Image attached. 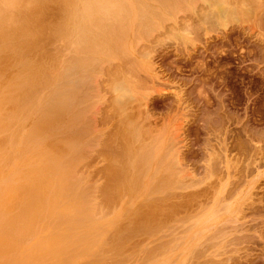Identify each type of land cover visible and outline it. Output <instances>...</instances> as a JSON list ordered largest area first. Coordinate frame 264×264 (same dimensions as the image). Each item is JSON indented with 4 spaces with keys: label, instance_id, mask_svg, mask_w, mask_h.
<instances>
[{
    "label": "rangeland",
    "instance_id": "374dc122",
    "mask_svg": "<svg viewBox=\"0 0 264 264\" xmlns=\"http://www.w3.org/2000/svg\"><path fill=\"white\" fill-rule=\"evenodd\" d=\"M10 1L14 0H0V18H3L2 21L4 22L3 25H0L2 27H0L1 30L4 28V31L0 30V50L4 49L3 51H0V64L4 65L5 62L8 64L7 65L5 63V67L0 65V105L2 104V106L0 107H3L0 108L3 111V113H0V128L2 129H0V132L2 131L0 133V146H4V149H6L5 151H7L4 152V150H2L0 147V155L2 154L0 156V163H2L1 165H3V167L0 168V264H4L2 263V261H4L5 264H8L9 262V264H95V262L96 264L98 262V264H157L156 262H158V264H163V262L164 264H169L171 263V261H174L172 262V264H264V0H227L228 2L225 0L226 3L232 2V4L236 2H239L236 4H240L241 2L246 1L248 2L247 4H249V11L251 10V12L247 13L249 15L242 16L240 18L241 20H227L225 21V24H221L213 20L214 16L213 14H211L213 8L211 11L210 9H208L211 8V3H209V5L208 0L206 1L207 3H205V0H202L203 2L201 0H166L168 2H165L164 0H151L150 2L149 0H143L147 4L146 5L144 3L146 5V8L147 6H151L150 9H148L149 12L145 7L142 6L143 4L141 3L140 9L142 11L140 9L139 10L141 12L137 10V7L139 6L137 5V3L139 4V0H121L122 4H124V1L126 3L123 6L120 0H117L118 2H120V4L116 0L115 1L117 3H113L112 0H109L113 3H111L112 7L109 6L111 12L110 9L104 8L105 5L103 7L102 4L99 5L102 6L103 9L106 10V12L105 10L99 11V9H97L98 3H96V0H93L95 2H93L92 0H71L72 2L70 0H65L68 5L63 4V6L62 3L64 2V0H57V2L56 0H30L31 3L34 2V4L31 5L29 4L30 2L27 3L29 5V7L27 8H17L15 6L16 4H9ZM23 1L25 5L27 1L21 0L22 4ZM45 1L47 4L45 3ZM102 1L99 0V2ZM104 1L105 2L103 3L105 4L107 0ZM109 1H107L108 3L106 4V7L108 4L110 5ZM155 1H157L159 4L157 5V2ZM172 1L174 3H172ZM218 1L224 2V0ZM15 2L17 3L18 7L19 5L24 7V5L20 4L21 2L19 3V0L18 2L14 1L12 3ZM86 2L88 5L86 4ZM140 2H142V0H140ZM225 2L224 4H226ZM164 3H167L169 5H164ZM2 4L4 6H2ZM170 4L172 5L171 9L168 8V6L170 7ZM9 5H11L12 9H10ZM250 5H252L253 8ZM12 6H15V8H13ZM30 6H34V11L33 8H30ZM73 6L75 7V9ZM120 6L123 7V9L122 7L120 8L121 10H123V12H125L127 9L128 13H125H127L129 16L125 13L122 14L123 16H128L127 19L124 18L123 20L121 18L122 11H119ZM163 6L167 8H164ZM231 6L232 5H230L229 7ZM42 7L46 8L43 9ZM90 7L94 8V11L96 13ZM157 8L158 10H156ZM143 9L145 10V14ZM151 9H153L152 11L154 13L151 11ZM159 10L161 11V13ZM87 11H89V14ZM103 11L106 13V16L108 11L109 15L113 14V17H115H112L111 19V17L108 16L110 17L108 19L107 17L101 15V12ZM138 11L140 12V20L142 22H140V20H138L139 18H137L138 15L136 14L138 13ZM206 11H210V14ZM73 12L75 13V15H77L78 18L75 17ZM104 12L103 14H105ZM31 13H34V15L32 16ZM71 13L73 14L72 17ZM90 13H92L93 15ZM117 13L120 14V16ZM146 13H150L148 14L149 16L146 15ZM204 13H206L207 15H205ZM94 14H98L95 16L98 18V20L99 16L100 19H102V21L99 20L100 22H96L99 25H96L97 28L91 26L92 23L90 20L92 17H94ZM21 15H23V18ZM151 15L152 17H150ZM1 16H8V18L6 17L4 19V17ZM142 16L147 19L145 20ZM11 17L13 19L15 18L16 20H11ZM66 17L68 19L70 18V21H68ZM74 17L75 19L77 18V21L74 19ZM87 17L89 20L86 21L88 22L85 21ZM107 19L109 22L113 19L114 20L111 22L112 24L108 22V25L106 24ZM131 19L132 23H130ZM64 20H67L68 23L66 24ZM144 20L149 22H147L148 25L146 22L144 24ZM2 21L0 20V24L3 23ZM5 21H9L11 24H13L15 21L18 22L17 24L14 23L13 25H10V23L6 24L7 22ZM84 21L86 23H84ZM124 21H126V24L124 23ZM134 21L135 23H133ZM55 23H57V26L59 25V28ZM96 23H94V25ZM100 23H102L103 25L102 28L107 25L105 27V30L108 33H105L106 31L104 32V29H102L103 31L101 30L105 34V37L104 34L99 31L101 29ZM5 24L9 26H5ZM64 24L65 26L67 25L66 28L64 27ZM68 24L72 26V28ZM122 24H124L125 26ZM134 24L137 25L134 26ZM4 26L7 29L9 27V30H6ZM50 26L52 28H50ZM84 26H86V29H83ZM133 27L136 28L133 29ZM68 28L72 30H67ZM76 28L77 32L74 33V31H76ZM92 28L95 29V33L91 31L93 30ZM117 29H119V31ZM49 30L51 33L49 32ZM62 30L65 34H67L69 31V36L67 35L68 37H70L73 32V35H71L73 36V41H71V37L70 40H67L65 34L62 33ZM89 30L94 33V35L90 36L91 38L92 36H94L92 39H94L93 41L96 42V46L99 47V49L94 48V46L92 48V43L94 42H91V47H87L89 46V42H87V34H92ZM10 31L12 32L10 33ZM13 31L15 32V35ZM97 31L100 35L102 34L107 43L110 40V43H108V45L107 43L105 45V41L103 39L100 40V37H98L99 40H96L97 37H95V35L98 36ZM27 32L28 34L26 35L25 33ZM110 32L112 34H110ZM116 32L118 35L114 34ZM19 33L21 34L19 35ZM78 33L80 34L78 35ZM123 33L126 34L124 35ZM63 34L65 38L63 37ZM84 34L86 35L84 36ZM106 34H109V40ZM123 35L124 38L122 37ZM110 36L112 37L113 42L111 41ZM58 37L59 39L57 40ZM79 38L83 41L82 43H84L85 46L79 45L82 44L81 42H78ZM113 38H116V43ZM63 39L70 42V47L65 43ZM8 40L10 42H8ZM100 46H102V49L100 48ZM108 46L111 47V49ZM112 46L114 49L112 48ZM81 47H85L86 49H83ZM107 47L108 49H106ZM115 47H118L119 49H116ZM104 48L105 50L103 51ZM40 49H42V51H40ZM78 49L81 51V54L79 55L78 53L80 52ZM94 49L101 50L102 52H99H101L102 54L100 53L99 55V52L96 53ZM89 50H91L92 52H89ZM94 51L95 56L92 54ZM7 52L9 53V55ZM53 54L56 55V60L55 55ZM50 55L51 57H53L50 58ZM130 56L133 57L129 58ZM81 57L82 59H80ZM49 59L51 64L50 62H48ZM57 59H59L60 62L59 60L57 61ZM84 59L85 61H83ZM62 60H64V62L66 63H63ZM82 61L84 63H82ZM53 62L55 64L58 63V67H56ZM60 63L64 65L62 66ZM40 65L42 67V71H39L41 70ZM49 65L50 67L52 66L51 68H53V66H55L54 68H57V71L54 70L55 74L52 73L53 70H50ZM30 66L37 69L39 67L40 68L39 70H36L33 68L31 69ZM60 66L65 69L61 68ZM27 70L31 75L27 80L30 81L28 85L30 86L32 85V83H34V86H31L33 88L30 87L31 89L28 88V85H25L27 84V81L21 82L17 80V76H20ZM47 70H50L52 72H48ZM60 71L61 74L59 73ZM11 72L13 75L11 74ZM40 72L43 73L41 74ZM43 74L45 76H43ZM10 75L13 76L14 80L11 79L12 76ZM14 75L16 76V79L14 78ZM34 75L38 77V80L36 79V76L34 77ZM49 75H51L52 79L48 77ZM55 75L56 77H54ZM7 77L10 79H8ZM44 77L47 78L45 79ZM42 78L44 79L43 82ZM53 79H55V81ZM33 80L36 81L34 82ZM45 80L48 81L47 84L45 83ZM52 80L54 83L52 82ZM4 82L5 84L3 85ZM18 82L24 83L25 86L23 84H19ZM9 83H11V85H9ZM42 83H44L45 86ZM117 83H119V85H117ZM122 84H126L124 87L127 91L129 90L130 92L134 93H131L130 98L127 94L124 102L120 106L119 104H116L117 101L116 103L113 102V95L117 93L114 86H123ZM5 85L7 86L5 87ZM15 86H18V89ZM22 86L23 88L21 92L18 93V90L21 89ZM12 87L14 88V90L12 89ZM129 87L131 88V90ZM13 91L16 94H14ZM23 91L26 93H24ZM2 92L4 93L2 94ZM33 92L35 94L38 93L36 99H34V102L31 101L35 97L32 96L35 95L33 94ZM47 92L49 95L47 94ZM113 92L115 93L113 94ZM28 93H30V95H28ZM44 95H48L45 96V98L47 99L43 97ZM73 96L74 98H72ZM11 97L15 101H13ZM116 99L117 98L115 97V100ZM19 100L21 101V103ZM28 100L30 105L32 106H29ZM11 102L13 103V105ZM39 102L41 103L39 104ZM130 103L132 104L130 105ZM19 104L21 106H19ZM46 104H48V106ZM51 104H53L54 107H52ZM24 105L25 108L27 106L26 109L30 107V110H25L23 108ZM18 106L20 107L21 112ZM14 107L17 111L13 109ZM22 108L24 109V111ZM64 108L65 110H63ZM31 109H33V111H31ZM117 112L119 113V116ZM11 113L12 115H10ZM42 113H44V115ZM128 113L132 117H130ZM15 114L16 117L17 114L21 115L20 119L19 117H17V121L15 120ZM45 114H47L48 118H52L46 119ZM11 116L13 119L11 118ZM122 117L124 120L122 119ZM44 119L47 120L46 123V120ZM12 120H15L17 125ZM19 120L20 122L22 120V124L19 122ZM33 121L35 122L33 123ZM67 121H69V123ZM41 122H44L43 126ZM73 122L75 124H73ZM36 124L38 127H40L41 124L40 130L36 126ZM1 125H3V127ZM46 125L48 126V128H46ZM31 127L36 128L37 131H32L31 129H35ZM128 127L129 132L126 131V129L128 130ZM7 128H17L13 130H17L18 132L16 131V133L15 131L10 129H8V131ZM133 128L135 131H138V134H134L133 130L132 133L130 132ZM42 129L44 130V132L41 131ZM122 129H124L125 131ZM80 131L83 134H81ZM41 132L43 133L41 134ZM125 132H128L129 135L132 134V137ZM13 133H15L14 136ZM29 133L32 134L30 135ZM37 133H40L41 135ZM26 135L28 136V138L26 137ZM32 135H34L35 137L36 135H38V137L33 140L34 136ZM75 135H77V137ZM126 136H129L130 138L127 140ZM74 137H76V140H74ZM124 139H126L127 141ZM72 140L74 142L76 141L77 143L75 142L74 144ZM5 142H9L10 144H5ZM28 142L30 144L32 142L33 143L32 145H29ZM69 142L70 144L72 142V146H70ZM127 143L128 147L130 148H125L127 146ZM21 149L23 150L21 151ZM127 149H132L130 151L131 154L129 153L131 157H133L132 155L134 154V152H139L140 154V151H151H148L149 154L152 153V155L150 154L151 160H149L151 161L149 169V179L147 174L146 176L144 175V178L142 177V179L140 180V173H143V171H141V165L138 166L137 164L136 166L126 167L129 164L131 165V163L129 162L132 160L131 157L128 158V156L130 155L128 154ZM126 151L127 154H125ZM132 151H134L133 154ZM38 154H40V157H38ZM8 155H10L11 157H9ZM45 157L47 158L45 159ZM138 157H133V160H140V158L138 159ZM28 159H33V161H26ZM43 159L45 162L43 161ZM125 159H127V161ZM34 160L39 162H35ZM46 160L48 161L46 162ZM133 160L131 162H134ZM5 161H9L7 162L8 165L5 163ZM24 161L27 162V165ZM137 161L136 163H138ZM149 161H147L148 164ZM51 162L54 164H52ZM31 163L34 164L32 165V167L34 166L33 169L30 168ZM36 163L38 164V166H36ZM123 163H125V166ZM140 163L141 162H139V164ZM155 163H158L156 164L157 167H155ZM56 164L58 165L57 169ZM39 165H42L43 168ZM118 165H120V168L118 167ZM26 166H28L29 168H26ZM47 166L50 167L48 168ZM137 166L141 169L137 168ZM21 167H24L23 170ZM154 167L156 171L158 167L160 168H158L157 171L158 175H154L156 173ZM46 168H48V171L46 170ZM34 169L38 172H36ZM38 169H40V171ZM26 170L28 171L26 172ZM159 170L162 172H160ZM21 172H23V174ZM54 172H56V174ZM19 173L22 174V177L24 175L26 179L29 178V183L31 182L30 185H28V180H25V177H23L25 182L22 180V177L21 175H19ZM69 173L70 175H68ZM164 173L166 176L164 175ZM6 174L7 178L4 177L6 176ZM29 174H32V176ZM33 174H35V176H33ZM159 174L162 176H160ZM52 176L54 177V179ZM114 176L116 178L118 177V179L114 178ZM14 177L16 180L13 179ZM57 177L58 181L56 179ZM158 177H160L159 179L161 180H159ZM9 178H11L12 180ZM35 178H38L39 180H35ZM45 178H51L53 180H46ZM74 178L77 180H74ZM119 178L121 179V181ZM17 179L20 180V183L19 180L17 181ZM63 179L64 181H62ZM155 180L157 181V184L155 183L157 186L152 185L151 183L156 182ZM109 182L111 185L109 184ZM48 183H51V187ZM118 183H120L119 185L122 184L121 187L123 189L119 188V185H115ZM136 184H141V186L137 185L138 190L137 187L136 189L134 188ZM8 185L9 187L10 185L12 186L10 188L16 187L15 190L13 189L14 191H12V189L11 191H9L10 194H8ZM36 185H39V187L36 190H33L37 187ZM31 186L33 187V189L30 190ZM56 186L58 187V189H56ZM151 186L154 190H151ZM46 187H50V192H48L49 188ZM124 187L127 188L125 189ZM154 187H157V189ZM43 190L44 193H42ZM56 190L59 191L57 192L58 194H61H56ZM73 190L74 192H76L74 193ZM127 190L130 196L123 194H128ZM30 191L31 193H29ZM117 191L119 193L122 192L121 195ZM11 193L14 195L12 196ZM63 193L65 194L63 195ZM30 194L34 195L30 196ZM41 194L43 196H41ZM15 196L18 199H16ZM52 196L55 201H51ZM5 197L6 199H3ZM10 197L14 200H12ZM49 197L51 199H49ZM43 198H45L44 206ZM55 198H58V200H56ZM81 199L82 201H80ZM1 200L3 202H1ZM12 201H14V203ZM74 201L75 203H73ZM83 202L85 203L84 205ZM48 203L51 204V206ZM91 203H93V206L95 208H90V206L92 205ZM64 204L67 206H65L66 208L64 207ZM17 205L18 207H15ZM24 206L27 209L25 211L23 208ZM53 206L54 208H51ZM61 206L63 208L62 210H60V212H62L63 209H66V211H63L65 212L64 214H60V212H58V209H61L59 208ZM128 208L132 209H130L131 212ZM9 209H11V213L13 211H16L18 213L19 211L20 214L18 213L19 215H17L16 212L11 214ZM49 209L50 211H53L49 212ZM79 209L80 211H78ZM90 209H92L93 212L92 210L90 211ZM139 209L140 211H138ZM32 211L35 212V214L33 213L34 216L37 214L35 217L30 215ZM76 211H78V213ZM82 211H84L83 214L79 213ZM87 211L91 212L90 215L92 214V217H89L90 215ZM23 213H25L24 215L28 214V216L25 217ZM73 214H80L81 216L76 215V217L73 218ZM87 214L89 215L88 217ZM54 215H56V217ZM23 216L26 219L23 218ZM40 216L42 217L40 218ZM83 216H85L86 218ZM17 217L18 221H14V219H17ZM67 217L68 219L66 220ZM69 217L70 219H73L70 220ZM146 217H150L149 220ZM19 218L21 219V221H19ZM61 218L62 221L64 219L63 223L59 222ZM79 218H81V220ZM74 219L76 221H74ZM85 219L88 220L86 221L87 223L85 222ZM22 220L31 221H24L27 223L26 224ZM44 220L46 221V225ZM65 220L68 222H65ZM82 220L84 222H82ZM6 222L8 223V225ZM159 222L161 226L158 225ZM15 223L19 225V228L17 227V225L14 226ZM21 223L23 225H26L23 226ZM75 224L76 227H74ZM20 225L22 226L21 228ZM100 225L101 227L99 228ZM41 226L44 228H42ZM156 226L158 227V229L156 228ZM8 227H11V229H8ZM13 228L16 229V232ZM156 229L157 232H155ZM87 230L89 231V234L86 232ZM90 230L92 231L91 233ZM7 231L10 234L7 233ZM53 234L56 237L57 234H59L58 236L60 237H53L50 239V236L52 237ZM90 234L91 236L93 234V236L91 237L92 239L89 237ZM6 235H8L9 237ZM98 235H100L99 238ZM6 237H8V239ZM15 237L17 241L15 240ZM63 237L69 238L61 241ZM9 238L11 240H9ZM82 239H84V241ZM51 240H53V243L48 242ZM79 242L80 244L81 242L82 244L83 242L86 243L83 244L84 248H82V246L78 244ZM91 242L94 243L92 244ZM60 243L62 245H60ZM75 243H77L76 245H78L75 247L78 248L79 246H81V249H76L73 246ZM90 243L92 245H90ZM110 243L112 244L109 246ZM50 244L52 245L50 246ZM158 244L160 247L158 246ZM53 247L55 249V253L53 252ZM49 248L51 249V251ZM56 249H58L57 252ZM48 250L49 254H47ZM76 250L77 253H75ZM100 250L103 251L99 253ZM72 251H74L75 254H71ZM113 251L115 253H113ZM52 252L53 254H51ZM145 253H148V255L146 256ZM42 255L45 256L42 257ZM74 255H76V257ZM110 256L112 259L110 258ZM95 257L97 258V260ZM143 258L144 261H142Z\"/></svg>",
    "mask_w": 264,
    "mask_h": 264
},
{
    "label": "bare ground",
    "instance_id": "6f19581e",
    "mask_svg": "<svg viewBox=\"0 0 264 264\" xmlns=\"http://www.w3.org/2000/svg\"><path fill=\"white\" fill-rule=\"evenodd\" d=\"M7 1H8V0H7ZM14 1H17V2H18V0H14ZM14 1H10V3H9V2H7V3H9V4H13V5L16 4L15 6H16L17 8H21V7H22V8H27V7H29V5L27 4V3H29V2H30L29 4H31V5L34 4V2L31 3L30 0H29V1H28V0H25V1H27V2H26V4L24 5V1H23V4H22L21 0H19V3L21 2L20 4L24 5V7H23V6H20V5H19V7H18V5H17L16 2H15V3H12V2H14ZM33 1H34V0H33ZM42 1H43V0H42ZM49 1H50V0H49ZM61 1H63V0H61ZM61 1H60V3H61ZM70 1H71V0H70ZM73 1H74V0H73ZM80 1H81V0H80ZM88 1H89V0H88ZM92 1H93V0H92ZM101 1H102V0H101ZM107 1H109V0H107ZM107 1H106V3L104 4V3H103V2H105L104 0H103L102 2H99V0H98V1L96 0V3H98V6L96 5V6H97V9H99V11H100V10H105V9H103L104 5H105L104 8H108V9H110L109 6L112 7V5H111L112 2H113V3H117V2H118L117 0H116L117 2H116L115 0H112V2H110V1H111V0H110V1H109V2H110V5L108 4L107 7H106V4L108 3ZM137 1H138V0H137ZM137 1H136V2H137ZM146 1H147V0H146ZM150 1H151V0H149V2H150ZM159 1H160V0H159ZM164 1H165V2H168L169 0H168V1L164 0ZM201 1H202V0H201ZM206 1H207V0H205V3H207ZM208 1H209L208 4L211 3V8H208V9H210V11H211L212 8H213V11H211V12H212L211 14H213V16H214V17H213V20H214L215 22H218V23H221V24H225V23H226L225 21H227V20H230V21H231V20H238V19H240L242 16L249 15V14H247V13L251 12V10L249 11V9H250V8H249V4H247L248 2H246V1H244L245 3H244V2H241L242 4H241V3H240V4H236V3H239V2H236V3H233V4H232V2H231V3H226L225 0H224V2H225L226 4H229V5H226V4H224L223 1H222V2H223V3H222L221 1H218V0H215V1H214V0H211V1H213V2H211L210 0H208ZM226 1H227V0H226ZM35 2H37V1H35ZM47 2H48V1H47ZM56 2H57V0H56ZM71 2H72V1H71ZM75 2H76V1H75ZM83 2H84V1H83ZM93 2H95V1H93ZM120 2H121V0H120ZM120 2H118V3L120 4ZM142 2H143V3H142ZM142 2H140V0H139V4L137 3V5H139V6H138L139 8L137 7V10L140 9V3L143 4L142 6L146 8V5H147V4H146L143 0H142ZM155 2H157V1H155ZM161 2H162V1H161ZM161 2H160V3H161ZM202 2H203V1H202ZM227 2H228V1H227ZM251 2H252V1H251ZM5 3H6V2H5ZM19 3H18V4H19ZM43 3H44V2H43ZM45 3H46V1H45ZM48 3H49V2H48ZM68 3H69V2H68ZM90 3H91V2H90ZM96 3H95V4H96ZM113 3H112V4H113ZM123 3H124V4H122V2H121L122 6L126 4L125 1H124ZM144 3H145L146 5H145ZM162 3H163V2H162ZM172 3H174V2L172 1ZM37 4H39V3H37ZM46 4H47V3H46ZM63 4L68 5V4L66 3L65 0H64V2L62 3V6H63ZM69 4H70V3H69ZM86 4H87V2H86ZM99 4H102L103 7L100 6ZM132 4H133V3H132ZM134 4H135V3H134ZM152 4H153V3H152ZM158 4H159V3L157 2V5H158ZM175 4H176V3H175ZM177 4H178V2H177ZM51 5H52V4H51ZM65 5H64V6H65ZM71 5H72V4H71ZM83 5H84V4H83ZM87 5H88V4H87ZM89 5H90V4H89ZM114 5H115V4H114ZM144 5H145V6H144ZM160 5H161V4H160ZM162 5H163V4H162ZM164 5H169V4H167V3L165 4V3H164ZM209 5H210V4H209ZM230 5H232V6H234V7H232V6L229 7ZM2 6H4V5L2 4ZM9 6H10V9H12V8H11V5H9ZM15 6H14V7L12 6V7L15 8ZM57 6H58V5H57ZM99 6H100V8H101V7H102V8L100 9ZM122 6L119 7V11L121 10L120 8H121ZM171 6H172V5L170 4V7L168 6V8L171 9ZM192 6H193V5H192ZM250 6L252 7V5H250ZM5 7H6V6H5ZM5 7H4V8H5ZM33 7H34V6H33ZM33 7L30 6L31 9H32ZM35 7H37V6H35ZM73 7H74V6H73ZM73 7H72V9H73ZM93 7H95V6H93ZM143 7H142V8H143ZM148 7H149V6H147V8H146L147 11H148V9H150L151 6H150L149 8H148ZM152 7H154V6H152ZM163 7H164V6H163ZM200 7H201V6H200ZM42 8H43V7H42ZM44 8H46V7H44ZM44 8H43V9H44ZM66 8H67V7H66ZM85 8H86V7H85ZM90 8H91V7H90ZM114 8H115V7H114ZM124 8H125V7H124ZM131 8H132V7H131ZM161 8H162V7H161ZM164 8H167V7H164ZM164 8H163V9H164ZM186 8H187V7H186ZM206 8H207V7H206ZM252 8H253V7H252ZM255 8H256V7H255ZM7 9H8V8H7ZM36 9H37V8H36ZM64 9H65V8H64ZM69 9H70V8H69ZM72 9H71V10H72ZM74 9H75V7H74ZM74 9H73V11H74ZM91 9L94 11V8H91ZM108 9H107V10H108ZM122 9H123V7H122ZM125 9H126V8H125ZM192 9H193V8H192ZM14 10H15V9H14ZM59 10H60V9H59ZM86 10H87V9H86ZM88 10H89V8H88ZM134 10H135V9H134ZM137 10H136V11H137ZM140 10H141V9H140ZM140 10H139V11H140ZM143 10H144V9H143ZM152 10H153V9H151V11H152ZM154 10H155V9H154ZM156 10H158V8H157ZM161 10H162V9H161ZM254 10H255V9H254ZM257 10H258V9H257ZM5 11H6V10H5ZM28 11H29V10H28ZM33 11H34V8H33ZM48 11H49V10H48ZM57 11H58V10H57ZM64 11H65V10H64ZM90 11H91V10H90ZM97 11H98V10H97ZM108 11H109V10H108ZM108 11H107V16H106V13H105L106 10H105V12L103 11L105 14H103V12H101V15H103L104 17H107L108 19L111 17V19H112L113 14L111 13L112 15H109V14H108V13H109ZM115 11H117V10H115ZM121 11H122V13H121V18H122L123 20H124V18L127 19V17L129 16V15L127 14V13H128L127 9H126V11H125V12H127V13L123 12V10H121ZM121 11H120V12H121ZM139 11H138V13L136 14V15H138V17H137V18H139L138 20L141 19L139 13H140L142 10H141L140 12H139ZM159 11H160V10H159ZM203 11H205V10H203ZM210 11H208V12L206 11V12L210 14ZM252 11H253V9H252ZM16 12H17V11H16ZM46 12H47V10H46ZM55 12H56V11H55ZM81 12H82V11H81ZM87 12H88V14H89V11H87ZM94 12H95V11H94ZM94 12H93V13H94ZM110 12H111V9H110ZM120 12H119V13H120ZM129 12H130V11H129ZM148 12H149V11H148ZM152 12H153V11H152ZM5 13H6V12H5ZM18 13H19V12H18ZM22 13H24V12H22ZM37 13H39V12H37ZM67 13H68V12H67ZM95 13H96V12H95ZM123 13H125V14L128 15V16L126 17V15H124V16H125V17H124V16L122 15ZM150 13H151V12H150ZM150 13H146V15H148V14H150ZM153 13H154V12H153ZM160 13H161V11H160ZM179 13H180V12H179ZM255 13H256V12H255ZM31 14H32V16L34 15V13H31ZM71 14H72V13H71ZM73 14L75 15L74 12H73ZM73 14L71 15V17L73 16ZM76 14H77V12H76ZM78 14H79V13H78ZM88 14H87V15H88ZM90 14H92V13H90ZM114 14H115V13H114ZM117 14H118V13H117ZM129 14H130V13H129ZM144 14H145V10H144ZM204 14L207 15L206 13H204ZM24 15H25V14H24ZM29 15H30V14H29ZM46 15H47V13H46ZM62 15H63V14H62ZM83 15H84V14H83ZM92 15H93V14H92ZM96 15H98V14H94V17H95ZM118 15L120 16V14H118ZM141 15H143V14H141ZM13 16H14V15H13ZM13 16H12V17H13ZM21 16H22V18H23V15H21ZM32 16H31V17H32ZM51 16H52V15H51ZM69 16H70V15H69ZM108 16H110V17H108ZM116 16H117V15H116ZM122 16H123V17H122ZM132 16H133V15H132ZM132 16H131V17H132ZM144 16H145V15H144ZM144 16H142V17L144 18ZM148 16H149V15H148ZM1 17H4V19H5L6 17L8 18V16H6V17H5V16H1ZM12 17H11V18H12ZM14 17H15V16H14ZM38 17H39V16H38ZM38 17H37V18H38ZM75 17H77V15H75ZM75 17H74V19H75ZM90 17H92V16H90ZM94 17H92L91 20H90L91 23H92L91 26H93L94 28H97L96 25H98V23H96V22H98L99 20L102 21V19H100V16H99V20H98L97 17H95V22H94ZM114 17H115V16H114ZM114 17H113V18H114ZM150 17H152V15H151ZM247 17H249V16H247ZM11 18H10V19H11ZM15 18H16V17H15ZM15 18H14V19H15ZM17 18H18V16H17ZM41 18H42V17H41ZM43 18H44V17H43ZM60 18H61V17H60ZM60 18H59V20H60ZM66 18H67V17H66ZM77 18H78V17H77ZM77 18H76V19H77ZM132 18H133V17H132ZM137 18H136V19H137ZM157 18H158V17H157ZM157 18H156V19H157ZM244 18H245V17H244ZM2 19H3V18H2ZM2 19L0 18L1 21H2ZM14 19L12 18L11 20H14ZM29 19H30V18H29ZM33 19H34V18H33ZM69 19H70V18H69ZM69 19L67 18L68 21H70ZM74 19H73V22H74ZM76 19H75V20H76ZM79 19H80V18H79ZM96 19H97V21H96ZM105 19H106V18H105ZM108 19H107V21L105 20V21L107 22L106 24H108V25H109V23L112 24L111 22H112L114 19L111 20L110 22L108 21ZM144 19H145V18H144ZM146 19H147V18H146ZM146 19H145V20H146ZM197 19H198V18H197ZM209 19H210V18H209ZM6 20H7V19H6ZM15 20H16V19H15ZM20 20H21V19H20ZM23 20H24V19H23ZM67 20H64L66 24L68 23ZM86 20H89L88 17H87V19H85V21H86ZM117 20H118V19H117ZM145 20L143 21L144 24H145V22H146V23L148 22V21H145ZM163 20H164V19H163ZM181 20H182V19H181ZM240 20H241V19H240ZM249 20H250V19H249ZM9 21H10V20H9ZM9 21H8V22L5 21V22H7L6 24L10 23ZM27 21H28V20H27ZM30 21H31V20H30ZM76 21H77V20H76ZM78 21H79V20H78ZM85 21H84V23L88 22V21H86V22H85ZM92 21H93V22H92ZM100 21H99V22H100ZM127 21H128V20H127ZM153 21H154V20H153ZM214 21H213V22H214ZM2 22H3V21H2ZM13 22H14V21H13ZM17 22H18V21H17ZM17 22L15 21L14 23L17 24ZM52 22H53V21H52ZM71 22H72V20H71ZM103 22H104V21H103ZM108 22H109V23H108ZM116 22H117V21H116ZM120 22H121V21H120ZM125 22H126V21H124V23H125ZM137 22H138V21H137ZM140 22H142V21L140 20ZM182 22H183V21H182ZM228 22H229V21H228ZM235 22H236V21H235ZM248 22H249V21H248ZM14 23H13V24H14ZM42 23H43V22H42ZM69 23H70V22H69ZM77 23H78V22H77ZM94 23H96V24L94 25ZM118 23H119V22H118ZM130 23H132V19H131V22H130ZM133 23H135V21H134ZM148 23H149V22H148ZM148 23H147V25H148ZM158 23H159V22H158ZM218 23H217V24H218ZM3 24H4V22H3L2 24H0V25H3ZM6 24H5V26H9V25H6ZM13 24L10 23V25H13ZM53 24H54V23H53ZM53 24H52V25H53ZM55 24H56V26H57V23H55ZM73 24H74V23H73ZM88 24H89V23H88ZM104 24H105V23H104ZM125 24H126V23H125ZM138 24H139V23H138ZM144 24H143V25H144ZM162 24H163V23H162ZM164 24H165V23H164ZM49 25H50V23H49ZM61 25H62V24H61ZM68 25H69V24H68ZM85 25H86V24H85ZM100 25H101V26H100L101 29H100V27H99V29H100L99 31H101L102 29H104V32H105V31H106V30H105V27H106L107 25H105L104 28H102V27H103L102 23H100ZM122 25H124V24H122ZM122 25H120V26H122ZM136 25H137V24H136ZM136 25L134 24V26H136ZM251 25H252V24H251ZM5 26H4V27H5ZM17 26H20V25H17ZM23 26H24V25H23ZM58 26H59V25H58ZM58 26H57V27H58ZM66 26H67V25H66ZM66 26H65V24H64V27H65V28H66ZM69 26H70V25H69ZM69 26H68V27H69ZM79 26H80V25H79ZM98 26H99V25H98ZM110 26H112V25H110ZM124 26H125V25H124ZM138 26H139V25H138ZM149 26H150V25H149ZM152 26H153V25H152ZM152 26H151V27H152ZM173 26H174V25H173ZM0 27H1V26H0ZM11 27H13V26H11ZM36 27H37V26H36ZM38 27H39V26H38ZM70 27L72 28V26H70ZM70 27H69V28H70ZM76 27H77V26H76ZM87 27H88V26H87ZM115 27H116V26H115ZM127 27H128V25H127ZM139 27H140V26H139ZM141 27H142V26H141ZM159 27H160V26H159ZM1 28H2V27H1ZM14 28H15V27H14ZM28 28H29V27H28ZM48 28H49V27H48ZM50 28H52V27L50 26ZM58 28H59V27H58ZM61 28H62V27H61ZM69 28H68L67 30H70V31H71L72 29H69ZM117 28H118V27H117ZM119 28H120V27H119ZM134 28H136V27H133V29H134ZM146 28H147V27H146ZM156 28H157V27H156ZM5 29H6V30H9V27H8V29L5 27ZM80 29H81V28H80ZM80 29H79V30H80ZM83 29H86V26H84ZM89 29H90V28H89ZM92 29H93V28H92ZM139 29H140V28H139ZM161 29H162V28H161ZM0 30H1V29H0ZM2 30L4 31V28H3ZM2 30H1V31H2ZM6 30H5V31H6ZM11 30H12V29H11ZM17 30H18V29H17ZM21 30H22V28H21ZM28 30H29V29H28ZM47 30H48V29H47ZM47 30H46V31H47ZM81 30H82V29H81ZM107 30H108V29H107ZM117 30L119 31V29H117ZM117 30H116V31H117ZM127 30H128V28H127ZM152 30H153V29H152ZM14 31H15V30H14ZM14 31H13V32H14ZM26 31H27V30H26ZM55 31H56V30H55ZM65 31H66V30H65ZM73 31H74V30H73ZM83 31H84V30H83ZM89 31H90V30H89ZM89 31H88V33H89ZM91 31L94 32V33L96 32L95 29H93V30H91ZM91 31H90V33H92ZM102 31H103V30H102ZM102 31H101V32H102ZM120 31H122V30H120ZM125 31H126V30H125ZM131 31H132V29H131ZM11 32H12V31H10V33H11ZM20 32H21V31H20ZM31 32H32V31H31ZM36 32H37V31H36ZM36 32H35V33H36ZM47 32H48V31H47ZM47 32H46V33H47ZM49 32H50V30H49ZM59 32H60V31H59ZM75 32H77V28H76V31H74V33H75ZM80 32H81V31H80ZM126 32H127V31H126ZM137 32H138V31H137ZM10 33H9V34H10ZM17 33H18V32H17ZM37 33H38V32H37ZM50 33H51V32H50ZM62 33H64L63 30H62ZM62 33H61V34H62ZM66 33H67V32H66ZM68 33H69V31H68ZM68 33H67V34L64 33L66 39H67V40H70V37H71V41H73V40H72V37H73V36H71V35H73V32H72V34L70 35V37H68V36H69ZM94 33L89 34V35L87 34L88 39L90 38L89 40L87 39V42H89V43H88L89 46H87V47H91L90 45L93 44V45H92V48H93V46H94V48H98V49H99V47L96 46V45H97L96 42L93 41L94 39H92L94 36H92V38H91V36H90V35H94ZM102 33H103V32H102ZM105 33H108V32L106 31ZM0 34H1V33H0ZM20 34H21V33H19V35H20ZM25 34L27 35L28 32L25 33ZM64 34H63V37H64ZM79 34H80V33H78V35H79ZM97 34H98V36L95 35V37H97L96 40H99L98 37H100V40L103 39V40L105 41V38H103L102 34L100 35L98 31H97ZM103 34H104V33H103ZM110 34H112V33L110 32ZM114 34H115V35H118L117 32L114 33ZM123 34L125 35L126 33H123ZM7 35H8V34H7ZM11 35H12V34H11ZM14 35H15V32H14ZM26 35H25V36H26ZM34 35H35V34H34ZM67 35H68V36H67ZM78 35H77V36H78ZM82 35H83V34H82ZM85 35H86V34H84V36H85ZM106 35H107V37H108L109 34H106ZM115 35H114V36H115ZM124 35L122 36L123 38H124ZM3 36H4V35H3ZM8 36H9V35H8ZM37 36H38V35H37ZM47 36H48V35H47ZM50 36H51V35H50ZM89 36H90V37H89ZM101 36H102V38H101ZM17 37H18V36H17ZM20 37H21V36H20ZM33 37H34V36H33ZM48 37H49V36H48ZM54 37H55V36H54ZM56 37H57V36H56ZM63 37H62V38H63ZM65 37H64V38H65ZM67 37H68L69 39H68ZM80 37H81V36H80ZM104 37H105V34H104ZM107 37H106V38H107ZM110 37H111V36H110ZM118 37H119V36H118ZM187 37H188V36H187ZM46 38H47V37H46ZM60 38H61V35H60ZM188 38H189V37H188ZM5 39H6V38H5ZM10 39H11V38H10ZM18 39H20V38H18ZM29 39H31V38H29ZM29 39H28V40H29ZM58 39H59V37L57 38V40H58ZM73 39H74V38H73ZM81 39H82V37H81ZM81 39H80V38L78 39V42H79V43H80V42H81V43L83 42V41H82L83 39H82V40H81ZM84 39H85V38H84ZM113 39H114V41H115L116 38H113ZM119 39H120V38H119ZM121 39H122V38H121ZM157 39H158V38H157ZM12 40H13V39H12ZM24 40H25V38H24ZM63 40H64V39H63ZM67 40H66V41L64 40V41H65L66 44L69 45L70 42H68ZM90 40H92V41H90ZM96 40H95V41H96ZM108 40H109V37H108ZM117 40H118V38H117ZM5 41H6V40H5ZM36 41H37V40H36ZM59 41H60V40H59ZM111 41H112V37H111ZM125 41H126V40H125ZM8 42H10V41L8 40ZM30 42H31V41H30ZM42 42H43V41H42ZM74 42H75V41H74ZM78 42H77V43H78ZM84 42H85V41H84ZM91 42H94V43L91 44ZM99 42H100V41H99ZM112 42H113V41H112ZM112 42H111V43H112ZM52 43H54V42H52ZM79 43H78V44H79ZM85 43H86V42H85ZM97 43H98V42H97ZM104 43H105V45H106L107 42L105 41ZM108 43H110V40L108 41ZM108 43H107V45H108ZM115 43H116V41H115ZM120 43H121V42H120ZM8 44H11V43H8ZM13 44H14V42H13ZM20 44H21V43H20ZM30 44H31V43H30ZM83 44H84V43L79 44V45H80V46H85V44H84V45H83ZM99 44H100V43H99ZM129 44H130V43H129ZM110 45H111V44H110ZM115 45H116V44H115ZM115 45H114V46H115ZM10 46H11V45H10ZM37 46H38V45H37ZM66 46H67V45H66ZM74 46H75V45H74ZM95 46H96V47H95ZM117 46H118V45H117ZM120 46H121V45H120ZM123 46H124V45H123ZM4 47H5V46H4ZM4 47H2V48H4ZM6 47H7V46H6ZM69 47H70V45H69ZM78 47H79V46H78ZM105 47H106V46H105ZM108 47H109V46H108ZM108 47H107L106 49H108ZM118 47H119V46H118ZM118 47H117V48L115 47V48H116V49H119L120 47H119V48H118ZM121 47H122V46H121ZM18 48H20V47H18ZM18 48H17V49H18ZM65 48H66V47H65ZM73 48H74V47H73ZM79 48H80V47H79ZM81 48H83V47H81ZM84 48H85V47H84ZM84 48H83V49H84ZM100 48L102 49V46H100ZM109 48L111 49V47H109ZM112 48H113V46H112ZM21 49H22V48H21ZM43 49H44V48H43ZM85 49H86V48H85ZM88 49H91V48H88ZM110 49H109V50H110ZM113 49H114V48H113ZM3 50H4V49H3ZM3 50H0V51H3ZM10 50H11V49H10ZM23 50H24V49H23ZM78 50H79V49H78ZM78 50H77V52H78ZM81 50H82V49H81ZM94 50H95V49H94ZM104 50H105V48L103 49V51H104ZM32 51H33V50H32ZM35 51H36V50H35ZM40 51H42V49H40ZM82 51H83V50H82ZM95 51H96V53H97V52H99V51H101V50H95ZM95 51L92 53L93 55L95 54ZM107 51H108V50H107ZM124 51H125V50H124ZM44 52H45V51H44ZM79 52H80V53H78V55L81 54V51H80V50H79ZM87 52H88V51H87ZM89 52H92V51L89 50ZM101 52H102V51H101ZM101 52H99V55H100ZM7 53H8V52H7ZM7 53H6V54H7ZM10 53H11V52H10ZM13 53H14V52H13ZM24 53H25V52H24ZM30 53H31V52H30ZM38 53H39V52H38ZM51 53H52V52H51ZM51 53H50V54H51ZM57 53H58V52H57ZM107 53H108V52H107ZM107 53H106V54H107ZM22 54H23V53H22ZM34 54H35V53H34ZM74 54H75V49H74ZM90 54H91V53H90ZM101 54H102V53H101ZM8 55H9V53H8ZM10 55H11V54H10ZM47 55H48V54H47ZM53 55H55V54H53ZM64 55H65V54H64ZM15 56H16V55H15ZM35 56H36V55H35ZM94 56H95V55H94ZM101 56H102V55H101ZM128 56H129V55H128ZM146 56H147V55H146ZM52 57H53V56H52ZM52 57H51V55H50V58H52ZM72 57H74V56H72ZM117 57H118V56H117ZM119 57H120V56H119ZM131 57H133V56H130L129 58H131ZM1 58H3V57H1ZM9 58H10V57H9ZM78 58H79V57H78ZM94 58H95V57H94ZM109 58H110V56H109ZM126 58H127V57H126ZM16 59H17V58H16ZM19 59H21V58H19ZM23 59H24V58H23ZM25 59H26V58H25ZM33 59H34V58H33ZM33 59H32V60H33ZM80 59H82V57H81ZM90 59H91V58H90ZM92 59H93V57H92ZM95 59H96V58H95ZM134 59H135V58H134ZM6 60H7V59H6ZM38 60H39V59H38ZM42 60H43V59H42ZM55 60H56V55H55ZM58 60H59V59H57V61H58ZM77 60H78V59H77ZM0 61H1V60H0ZM21 61H22V60H21ZM33 61H34V60H33ZM51 61H53V60H51ZM62 61H63V63H66V62H64V60H62ZM78 61H79V60H78ZM83 61H85V59H84ZM83 61H82V63H84ZM88 61H89V60H88ZM88 61H87V62H88ZM92 61H93V60H92ZM111 61H112V60H111ZM7 62H8V61H7ZM28 62H29V60H28ZM39 62H40V61H39ZM45 62H46V61H45ZM45 62H44V63H45ZM48 62H50V59H49ZM59 62H60V60H59ZM73 62H74V61H73ZM90 62H91V61H90ZM93 62H94V61H93ZM140 62H141V61H140ZM5 63H6V62H5ZM5 63H4V65H3V64H0V65H2L3 67H5ZM8 63H9V62H8ZM13 63H14V62H13ZM31 63H32V62H31ZM37 63H38V62H37ZM53 63H54V62H53ZM80 63H81V62H80ZM136 63H137V62H136ZM6 64H7V63H6ZM14 64H15V63H14ZM21 64H22V63H21ZM28 64H29V63H28ZM41 64H42V63H41ZM48 64H49V63H48ZM50 64H51V62H50ZM60 64H61V63H60ZM88 64H89V63H88ZM105 64H106V63H105ZM119 64H120V63H119ZM7 65H8V64H7ZM37 65H38V64H37ZM52 65H53V64H52ZM54 65H55L56 67H58V66H57L58 63H56V64L54 63ZM61 65H62V64H61ZM63 65H64V64H63ZM63 65H62V66H63ZM67 65H68V64H67ZM81 65H82V64H81ZM14 66H16V65H14ZM26 66H27V65H26ZM34 66H35V65H34ZM42 66H43V65H42ZM55 66H53V68H51L52 66L50 67V65H49L50 70L52 69L53 72L50 71V70H47V71H48V72H52L53 74H55L54 70L57 71V68H54ZM0 67H1V66H0ZM19 67H20V66H19ZM23 67H24V66H23ZM30 67H31V66H30ZM40 67H41V65H40ZM40 67H39V68H40ZM46 67H47V66H46ZM49 67H48V68H49ZM60 67H61V66H60ZM64 67H65V66H64ZM70 67H71V65H70ZM83 67H85V66H83ZM7 68H8V67H7ZM28 68H29V67H28ZM32 68H33V67H31V69H32ZM39 68H38V69H37V68H33V69L39 70ZM43 68H44V67H43ZM61 68H63V67H61ZM118 68H119V67H118ZM17 69H18V68H17ZM45 69H46V68H45ZM63 69H65V68H63ZM81 69H82V68H81ZM5 70H6V69H5ZM60 70H61V69H60ZM82 70H83V69H82ZM84 70H85V68H84ZM132 70H133V69H132ZM23 71H24V70H23ZM39 71H42V67H41V70H39ZM62 71H64V70H62ZM134 71H135V70H134ZM3 72H4V71H3ZM31 72H32V71H31ZM66 72H67V71H66ZM79 72H80V71H79ZM19 73H20V72H19ZM40 73H41V72H40ZM42 73H43V72H42ZM42 73H41V74H42ZM59 73L61 74V71H60ZM59 73H58V74H59ZM82 73H83V72H82ZM150 73H152V72H150ZM11 74H12V72H11ZM20 74H21V73H20ZM33 74H34V73H33ZM35 74H36V71H35ZM38 74H39V72H38ZM44 74H45V73H44ZM44 74H43V76H45ZM50 74H51V73H50ZM12 75H13V74H12ZM12 75H10V76H12ZM121 75H122V74H121ZM0 76H1V75H0ZM30 76H31V75H30V73H29L28 70H27L26 72H23L20 76H17V77H18L17 80H19V81H21V82H24V81H27L28 78H30ZM32 76H33V75H32ZM35 76H36V75H34V77H35ZM40 76H41V75H40ZM126 76H127V75H126ZM146 76H147V75H146ZM3 77H4V76H3ZM15 77H16V76L14 75V78H15ZM48 77L51 78V75H49ZM54 77H56V75H55ZM118 77H119V76H118ZM7 78H8V77H7ZM37 78H38V77L36 76V79H37ZM40 78H41V77H40ZM44 78H45V77H44ZM46 78H47V77H46ZM46 78H45V79H46ZM59 78H60V77H59ZM80 78H81V77H80ZM116 78H117V77H116ZM8 79H10V78H8ZM11 79L14 80V79H13V76L11 77ZM15 79H16V78H15ZM32 79H33V77H32ZM51 79H52V78H51ZM123 79H124V78H123ZM127 79H128V78H127ZM12 80H11V81H12ZM30 80H31V79H30ZM37 80H38V79H37ZM40 80H41V79H40ZM43 80H44V79L42 78V82H43ZM47 80H48V79H47ZM53 80L55 81V79H53ZM53 80H52V82H53ZM118 80H119V79H118ZM33 81H34V80H33ZM35 81H36V80H35ZM35 81H34V82H35ZM45 81H46V80H45ZM124 81H125V80H124ZM127 81H128V80H127ZM39 82H40V81H39ZM47 82H48V81H46L45 83L47 84ZM13 83H14V82H13ZM18 83H19V82H18ZM18 83H17V84H18ZM28 83H30V81H27V84H25V85H28ZM31 83H32V81H31ZM53 83H54V82H53ZM119 83H120V82H119ZM119 83H117V85H119ZM4 84H5V82L3 83V85H4ZM6 84H7V83H6ZM19 84H23V85H24V83H19ZM36 84H39V83H36ZM42 84H44V83H42ZM9 85H11V83H9ZM14 85H16V84H14ZM25 85H24V86H25ZM32 85L34 86V83H32ZM32 85H30V86L28 85L29 87H28V86H27V87L30 88ZM48 85H49V84H48ZM51 85H52V83H51ZM56 85H57V84H56ZM70 85H71V84H70ZM70 85H69V86H70ZM114 85H115V84H114ZM114 85H113V86H114ZM117 85H116V86H117ZM120 85H121V84H120ZM122 85H123V84H122ZM125 85H126V84H124L123 86H117V87L114 86V88L116 89L115 91H116L117 93L113 92V94L115 93V94L113 95V96H114V101H113V102L116 103V101H117L116 104H119L120 106H121L122 103L124 102V99H125V97H126L127 94H128V97L130 98L131 93H132V94L134 93V92H130V91L128 90L129 93H130V94H129L128 91L126 90V88L124 87ZM6 86H7V85H5V87H6ZM19 86H20V85H19ZM35 86H36V85H35ZM44 86H45V84H44ZM59 86H61V85H59ZM71 86H72V85H71ZM1 87H2V86H1ZM9 87H10V86H9ZM15 87H17V89H18V86H15ZM41 87H42V86H41ZM56 87H57V86H56ZM22 88H23V86L21 87V89L18 90V91H19L18 93L21 92ZM31 88H33V87H31ZM31 88H30V89H31ZM69 88H70V87H69ZM81 88H82V87H81ZM94 88H95V87H94ZM94 88H93V89H94ZM110 88H111V87H110ZM129 88H130V87H129ZM134 88H135V87H134ZM3 89H6V88H3ZM3 89H2V90H3ZM8 89H9V88H8ZM12 89L14 90L13 87H12ZM24 89H25V88H24ZM58 89H59V88H58ZM58 89H56V90H58ZM61 89H62V88H61ZM127 89H128V87H127ZM15 90H16V89H15ZM27 90H28V89H27ZM35 90H36V88H35ZM40 90H41V88H40ZM109 90H110V89H109ZM113 90H114V89H113ZM130 90H131V88H130ZM7 91H8V90H7ZM9 91H10V90H9ZM141 91H142V90H141ZM13 92H14V91H13ZM13 92H12V94H13ZM23 92H24V91H23ZM27 92H28V91H27ZM30 92H32V91H30ZM34 92H35V91H34ZM34 92H33V94H35ZM52 92H53V91H52ZM3 93H4V92H2V94H3ZM8 93H9V92H8ZM18 93H17V94H18ZM24 93H26V92H24ZM53 93H54V92H53ZM78 93H79V92H78ZM14 94H16V93L14 92ZM37 94H38V93H36L35 95H32V94H31L33 97L35 96V97L33 98V100H31V101L34 102V99H36ZM47 94H48V92H47ZM145 94H146V93H145ZM28 95H30V93H28ZM28 95H27V96H28ZM48 95H49V94H48ZM48 95H44L43 97L45 98V96H48ZM66 95H67V94H66ZM115 95H117V96H115ZM9 96H10V95H9ZM16 96H17V95H16ZM16 96H15V97H16ZM19 96H20V95H19ZM22 96H24V95H22ZM22 96H21V97H22ZM50 96H51V95H50ZM53 96H54V95H53ZM5 97H6V96H5ZM7 97H8V96H7ZM17 97H18V96H17ZM30 97H31V96H30ZM30 97H29V98H30ZM54 97H55V96H54ZM59 97H60V95H59ZM115 97L117 98L116 100H115ZM11 98H12V97H11ZM23 98H24V97H23ZM48 98H49V97H48ZM72 98H74V96H73ZM8 99H9V98H8ZM12 99H13V98H12ZM15 99H16V98H15ZM18 99H19V98H18ZM31 99H32V98H31ZM42 99H43V98H42ZM42 99H41V101H42ZM45 99H47V98H45ZM111 99H112V98H111ZM132 99H133V98H132ZM0 100H1V99H0ZM4 100H5V98H4ZM29 100H30V99H29ZM29 100H28V103H29ZM82 100H83V98H82ZM8 101H10V100H8ZM13 101H15V100L13 99ZM13 101H12V102H13ZM16 101H17V100H16ZM19 101H20V100H19ZM25 101H26V100H25ZM52 101H53V100H52ZM64 101H65V100H64ZM12 102H11V103H12ZM54 102H55V101H54ZM113 102H112V104H113ZM1 103H2V102H1ZM4 103H6V102H4ZM9 103H10V102H9ZM20 103H21V101H20ZM25 103H26V102H25ZM35 103H36V102H35ZM40 103H41V102H39V104H40ZM17 104H18V103H17ZM17 104H15V105H17ZM53 104H54V103H53ZM53 104H51L52 107H54ZM56 104H57V103H56ZM56 104H55V105H56ZM98 104H99V103H98ZM126 104H127V103H126ZM131 104H132V103H130V105H131ZM12 105H13V103H12ZM25 105H26V104H25ZM25 105H24L23 108H24L25 110H30V107H29L28 109H26L27 106H28V104H27L26 108H25ZM46 105L48 106V104H46ZM123 105H124V104H123ZM127 105H128V104H127ZM0 106H2V104H1ZM3 106H5V105H3ZM19 106H21V105L19 104ZM19 106H18V107H19ZM29 106H32V105H30V103H29ZM39 106H40V105H39ZM58 106H59V105H58ZM114 106H115V105H114ZM124 106H125V105H124ZM16 107H17V106H16ZM45 107H46V106H45ZM115 107H116V106H115ZM115 107H114V108H115ZM0 108H3V107H0ZM23 108H22V109H23ZM46 108H47V107H46ZM57 108H58V107H57ZM117 108H118V107H117ZM119 108H121V107H119ZM13 109L16 110L15 107H14ZM17 109H18V108H17ZM24 109H23V111H24ZM54 109H55V108H54ZM112 109H113V108H112ZM122 109H123V108H122ZM128 109H129V108H128ZM139 109H140V108H139ZM0 110H1V109H0ZM11 110H12V109H11ZM14 110H13V111H14ZM19 110H20V112H21L20 107H19ZM55 110H56V109H55ZM63 110H65V108H64ZM16 111H17V110H16ZM16 111H15V112H16ZM31 111H33V109H31ZM31 111H30V113H31ZM49 111H50V110H49ZM116 111H117V110H116ZM116 111H115V112H116ZM1 112L3 113L2 110L0 111V113H1ZM7 112H8V111H7ZM9 112H10V111H9ZM11 112H12V111H11ZM15 112H14V113H15ZM18 112H19V111H18ZM40 112H41V111H40ZM40 112H39V113H40ZM47 112H48V111H47ZM4 113H5V112H4ZM12 113H13V112H12ZM12 113H11L10 115H12ZM22 113H23V112H22ZM22 113H21V114H22ZM26 113H28V112H26ZM44 113H46V112H44ZM44 113H42V114L44 115ZM117 113H118V112H117ZM117 113H116V114H117ZM126 113H127V112H126ZM23 114H24V113H23ZM56 114H57V113H56ZM114 114H115V113H114ZM4 115H5V114H4ZM19 115H20V114H19ZM19 115L17 114V117H19V119H20L21 115H20V116H19ZM27 115H28V114H27ZM45 115H46V119H47L48 116H47V114H45ZM78 115H79V114H78ZM128 115H129V113H128ZM28 116H29V115H28ZM106 116H107V115H106ZM118 116H119V113H118ZM129 116H130V115H129ZM2 117H3V116H2ZM6 117H7V116H6ZM8 117H9V116H8ZM13 117H14V115H13ZM17 117H16V114H15V120H16V121H17V119H18ZM29 117H30V116H29ZM29 117H26V118H29ZM35 117H36V116H35ZM73 117H75V116H73ZM76 117H77V116H76ZM120 117H121V116H120ZM124 117H125V116H124ZM130 117H132V116H130ZM0 118H1V116H0ZM11 118H12V116H11ZM11 118H10V119H11ZM50 118H52V117H50ZM50 118H48V119H50ZM69 118H70V117H69ZM116 118H117V117H116ZM127 118H129V117H127ZM12 119H13V118H12ZM21 119H23V118H21ZM39 119H40V118H39ZM46 119H44V120H46ZM122 119H123V117H122ZM125 119H126V118H125ZM132 119H133V118H132ZM140 119H141V118H140ZM0 120H1V119H0ZM2 120H4V119H2ZM7 120H8V119H7ZM15 120H12V121H14V123L16 124ZM44 120H43V121H44ZM75 120H76V119H75ZM77 120H78V118H77ZM123 120H124V119H123ZM133 120H134V119H133ZM8 121H9V120H8ZM12 121H11V122H12ZM26 121H27V119H26ZM49 121H50V120H49ZM102 121H103V120H102ZM121 121H122V120H121ZM126 121H128V120H126ZM2 122H3V121H2ZM19 122H20V120H19ZM34 122H35V121H33V123H34ZM37 122H38V121H37ZM46 122H47V120L45 121V123H46ZM52 122H53V121H52ZM67 122L69 123V121H67ZM78 122H79V121H78ZM117 122H118V121H117ZM129 122H130V121H129ZM8 123H9V122H8ZM17 123H18V122H17ZM20 123L22 124V120H21ZM43 123H44V122H43ZM43 123L41 122L42 126L44 125ZM49 123H50V122H49ZM12 124H13V123H12ZM24 124H25V123H24ZM38 124H39V123H38ZM41 124H40V127H38L37 124H36V126L39 128V130H40V128H41ZM59 124H60V123H59ZM73 124H75V123L73 122ZM76 124H77V123H76ZM126 124H127V123H126ZM5 125H6V123H5ZM16 125H17V124H16ZM48 125H49V124H48ZM120 125H121V124H120ZM128 125H129V124H128ZM1 126L3 127V125H1ZM7 126H8V125H7ZM46 126H47V125H46ZM65 126H66V125H65ZM135 126H136V125H135ZM5 127H6V126H5ZM22 127H23V126H22ZM34 127H35V125H34ZM34 127H31V128H34ZM44 127H45V126H44ZM66 127H67V126H66ZM66 127H65V128H66ZM91 127H92V126H91ZM91 127H90V128H91ZM133 127H134V126H133ZM29 128H30V127H29ZM42 128H43V127H42ZM46 128H48V126H47ZM68 128H69V127H68ZM123 128H124V127H123ZM141 128H142V127H141ZM0 129H1V128H0ZM3 129H4V128H3ZM8 129H10V128H7V130H8ZM13 129H17V128H12V129H10V130H13ZM34 129H35V130H33V129H31V130L34 131V132L37 131L36 128H34ZM1 130H2V129H1ZM5 130H6V129H5ZM39 130H38V131H39ZM49 130H50V129H49ZM122 130H124V129H122ZM132 130L134 131V134H135V133L138 134V133H137L138 131H137V130L135 131L134 128L131 129V131H130L131 133H132ZM8 131H9V130H8ZM13 131H15V130H13ZM16 131H17V130H16ZM16 131H15V132H16ZM32 131H31V132H32ZM41 131L44 132L43 129H42ZM124 131H125V130H124ZM124 131H123V132H124ZM126 131L129 132V127H128V130L126 129ZM1 132H2V131H1ZM1 132H0V133H1ZM4 132H5V131H4ZM17 132H18V131H17ZM17 132H16V133H17ZM34 132H33V133H34ZM39 132H40V131H39ZM43 132H41V134H42ZM47 132H48V129H47ZM77 132H78V130H77ZM80 132H81V131H80ZM88 132H89V131H88ZM92 132H93V131H92ZM128 132H125V133H127V134L129 135ZM7 133H9V132H7ZM125 133H124V134H125ZM131 133H130V134H131ZM9 134H11V133H9ZM18 134H19V133H18ZM29 134H30V133H29ZM31 134H32V133H31ZM31 134H30V135H31ZM35 134H36V133H35ZM37 134H40V133H37ZM41 134H40V135H41ZM81 134H83V133L81 132ZM0 135H1V134H0ZM14 135H15V133H13V136H14ZM79 135H80V134H79ZM7 136H8V135H7ZM10 136H11V135H10ZM32 136H34V135H32ZM70 136H72V135H70ZM75 136L77 137V135H75ZM124 136H125V135H124ZM129 136L132 137V134L129 135ZM129 136H126L127 138H126V137H124V138H126V139L128 140V139L130 138ZM141 136H142V135H141ZM160 136H161V135H160ZM26 137L28 138L27 135H26ZM29 137H30V136H29ZM34 137H35V136H34ZM34 137H33V140H35V139L38 137V135H36L35 138H34ZM48 137H49V134H48ZM76 137H74V140H76ZM133 137H134V136H133ZM142 137H143V136H142ZM157 137H158V136H157ZM122 138H123V136H122ZM16 139H17V138H16ZM29 139H30V138H29ZM77 139H79V138H77ZM99 139H100V138H99ZM107 139H108V138H107ZM126 139H124V140H126ZM135 139H136V137H135ZM27 140H28V139H27ZM30 140H32V139H30ZM33 140H32V141H33ZM121 140H122V139H121ZM127 140H126V141H127ZM2 141H3V140H2ZM6 141H7V140H6ZM36 141H37V140H36ZM67 141H68V140H67ZM72 141H73V140H72ZM79 141H80V140H79ZM110 141H111V140H110ZM135 141H136V140H135ZM144 141H145V140H144ZM156 141H157V140H156ZM73 142H74V141H73ZM75 142H76V141H75ZM75 142H74V144H75ZM122 142H123V141H122ZM161 142H162V141H161ZM8 143H9V142H7V143L5 142V144H8ZM12 143H13V142H12ZM23 143H24V142H23ZM28 143H29V142H28ZM32 143H33V142H32ZM32 143H31V144L29 143V145H32ZM48 143H49V142H48ZM65 143H67V142H65ZM76 143H77V142H76ZM106 143H107V142H106ZM125 143H126V142H125ZM141 143H142V142H141ZM154 143H155V142H154ZM5 144H4V145H5ZM9 144H10V143H9ZM9 144H8V145H9ZM25 144H26V143H25ZM69 144H70V142H69ZM74 144H73V145H74ZM149 144H150V143H149ZM8 145H7V146H8ZM13 145H14V144H13ZM27 145H28V144H27ZM66 145H67V144H66ZM94 145H97V144H94ZM118 145H119V144H118ZM123 145H124V144H123ZM125 145H126V144H125ZM139 145H141V144H139ZM10 146H11V145H10ZM41 146H42V145H41ZM70 146H72V142H71ZM85 146H86V144H85ZM92 146H93V145H92ZM102 146H103V145H102ZM115 146H116V145H115ZM156 146H157V145H156ZM0 147H1L2 150H4V152H7V151H5L6 149H4V146H0ZM2 147H3V148H2ZM8 147H9V146H8ZM12 147H13V146H12ZM21 147H22V146H21ZM46 147H48V146H46ZM75 147H76V146H75ZM121 147H123V146H121ZM124 147H125V146H124ZM136 147H137V146H136ZM159 147H160V146H159ZM165 147H166V146H165ZM10 148H11V147H10ZM29 148H30V147H29ZM44 148H45V147H44ZM83 148H84V147H83ZM125 148H130V147H128V143H127V146H126ZM137 148H138V147H137ZM141 148H142V146H141ZM141 148H140V149H141ZM8 149H9V148H8ZM96 149H97V148H96ZM115 149H116V148H115ZM121 149H124V148H121ZM132 149H133V148H132ZM132 149H131V150H132ZM144 149H145V148H144ZM156 149H157V148H156ZM158 149H159V148H158ZM22 150H23V149H21V151H22ZM41 150H42V149H41ZM64 150H65V149H64ZM91 150H92V149H91ZM127 150H128V154H129L131 150H130V149H127ZM8 151H9V150H8ZM11 151H12V150H11ZM38 151H39V150H38ZM43 151H44V150H43ZM43 151H42V152H43ZM135 151H136V150H135ZM148 151H149V150H147V152H145V151H144V152H143V151H140V154H141V155L139 154V152L135 153L134 151H132V154H133V152H134V154H135V155H134V154L132 155L133 157H135V156L138 157V155H139L138 159L140 158L141 161H140V160H138V161L136 160L138 163H136V161L133 160L134 158L131 157V155H130L131 153L129 154L130 156L127 155L128 158L131 157V159H132L134 162H131L132 160L129 159V160H131V161H130V162L128 161V162L131 163V165L129 164V165L126 166V167H129V166H131V167H132V166H136L137 164H138V166L141 165L142 169H141L140 167L137 166V168H140L141 171H143V173H142V172L140 173V169H139L140 180L142 179V177L144 178V175L146 176L147 174H148V175H147V176H148V179H149V177H150V176H149V174H150L149 169H150L151 161H149V160H151V158H150V154L152 155V153L149 154V152H151V151H149V152H148ZM153 151H154V150H153ZM158 151H159V150H158ZM0 152H1V151H0ZM45 152H46V151H45ZM45 152H44V153H45ZM118 152H119V151H118ZM142 152H143V153H142ZM2 153H3V152H2ZM36 153H37V152H36ZM40 153H41V152H40ZM44 153H43V155H44ZM47 153H48V152H47ZM71 153H72V152H71ZM154 153H155V152H154ZM9 154H10V152H9ZM45 154H46V153H45ZM125 154H127V151H126ZM137 154H138V155H137ZM171 154H172V153H171ZM1 155H2V154H1ZM1 155H0V156H1ZM38 155H39L38 157H40V154H38ZM80 155H81V153H80ZM123 155H124V154H123ZM166 155H167V154H166ZM3 156H5V155H3ZM8 156L11 157L10 155H8ZM45 156H47V155H45ZM48 156H50V155H48ZM125 156H126V155H125ZM125 156H123V157H125ZM161 156H162V155H161ZM161 156H160V157H161ZM164 156H165V155H164ZM173 156H174V155H173ZM97 157H98V156H97ZM32 158H34V157H32ZM42 158H43V156H42ZM46 158H47V157H45V159H46ZM57 158H58V157H57ZM84 158H85V157H84ZM128 158H127V159H128ZM171 158H172V157H171ZM0 159H1V157H0ZM7 159H8V158H7ZM7 159H6V160H7ZM38 159H39V158H38ZM73 159H74V158H73ZM107 159H108V158H107ZM127 159H125V160L127 161ZM135 159H136V158H135ZM156 159H157V158H156ZM36 160H37V159H36ZM162 160H163V159H162ZM26 161H31V162H32L33 159H31V160L28 159V160H26ZM34 161H35V160H34ZM43 161H44V159H43ZM47 161H48V160H46V162H47ZM59 161H60V160H59ZM123 161H124V160H123ZM126 161H125V162H126ZM147 161H149V164H148ZM155 161H156V160H155ZM155 161H154V162H155ZM7 162H9V161H5L6 164H7ZM24 162H25V161H24ZM24 162H23V163H24ZM35 162H39V161H35ZM41 162H42V161H41ZM44 162H45V161H44ZM44 162H43V163H44ZM57 162H58V161H57ZM57 162H56V163H57ZM73 162H74V161H73ZM73 162H72V164H73ZM116 162H117V161H116ZM128 162H127V163H128ZM139 162H141V163L139 164ZM154 162H152V163H154ZM156 162H157V161H156ZM169 162H170V161H169ZM176 162H177V161H176ZM25 163H26V165H27V162H25ZM25 163H24V164H25ZM29 163H30V162H29ZM43 163H42V164H43ZM51 163H52V162H51ZM69 163H70V162H69ZM134 163H135V165H134ZM171 163H172V162H171ZM1 164H2V163H0V166H1L0 168L3 167V165H1ZM24 164H23V165H24ZM36 164H37V163H36ZM49 164H50V161H49ZM52 164H54V163H52ZM52 164H51V165H52ZM123 164H124V166H125V163H123ZM156 164H158V163H155V167H157ZM7 165H8V164H7ZM7 165H6V166H7ZM32 165H34V164L31 163V167H30V168L33 169L34 166L32 167ZM45 165H47V164H45ZM121 165H122V164H121ZM148 165H149V166H148ZM28 166H29V165H28ZM28 166H26V168H27ZM36 166H38V164H37ZM39 166L42 167V165H39ZM57 166H58V165L56 164V169H57ZM109 166H110V165H109ZM115 166H117V165H115ZM119 166H120V165H118V167H119ZM124 166H123V167H124ZM163 166H164V165H163ZM18 167H19V166H18ZM40 167H38V168H40ZM47 167H48V166H47ZM49 167H50V166H49ZM49 167H48V168H49ZM155 167H154V169H155ZM167 167H168V166H167ZM167 167H166V168H167ZM172 167H173V165H172ZM172 167H171V168H172ZM21 168H22V170H23L24 167H21ZM28 168H29V167H28ZM35 168H36V167H35ZM42 168H43V167H42ZM48 168H46L47 171H48ZM51 168H52V167H51ZM111 168H113V167H111ZM119 168H120V167H119ZM158 168H159V167H158ZM158 168H157V171H158ZM169 168H170V167H169ZM36 169H37V168H36ZM108 169H109V167H108ZM114 169H115V168H114ZM114 169H113V170H114ZM159 169H160V168H159ZM16 170H17V168H16ZM34 170H35V169H34ZM38 170L40 171V169H38ZM110 170H111V169H110ZM113 170H112V171H113ZM117 170H118V169H117ZM161 170H162V169H161ZM175 170H176V169H175ZM27 171H28V170H26V172H27ZM31 171H33V170H31ZM35 171H36V170H35ZM50 171H51V170H50ZM71 171H72V170H71ZM112 171H110V172H112ZM114 171H115V170H114ZM155 171H156V169H155ZM155 171H153V172H155ZM157 171H156L157 174L155 173L154 175H158V172H157ZM159 171H160V170H159ZM23 172H24V171H23ZM23 172H21V173L23 174ZM29 172H30V171H29ZM36 172H38V171H36ZM36 172H35V173H36ZM52 172H53V171H52ZM160 172H162V171H160ZM160 172H159V173H160ZM10 173H11V172H10ZM31 173H33V172H31ZM54 173L56 174V172H54ZM80 173H81V172H80ZM114 173H115V172H114ZM16 174H17V173H16ZM16 174H15V175H16ZM22 174L19 173V175H21V177H22ZM36 174H37V173H36ZM39 174H40V173H39ZM41 174H42V173H41ZM46 174H47V173H46ZM74 174H75V173H74ZM81 174H82V173H81ZM151 174H152V173H151ZM161 174H163V173H161ZM172 174H173V173H172ZM26 175H27V173H26ZM29 175L32 176V174H29ZM48 175H49V174H48ZM48 175H47V176H48ZM53 175H54V174H53ZM68 175H70V173H69ZM71 175H72V174H71ZM125 175H126V174H125ZM159 175H160V174H159ZM164 175H165V173H164ZM16 176H18V175H16ZM33 176H35V174H33ZM39 176H41V175H39ZM77 176H78V175H77ZM116 176H117V173H116ZM160 176H162V175H160ZM165 176H166V175H165ZM215 176H216V175H215ZM4 177L7 178V174H6V176H4ZM18 177H19V176H18ZM21 177H20V178H21ZM23 177H25V176L23 175ZM23 177H22V180H23L24 182H25V180H28V179H29V178L26 179V177H25V180H24ZM52 177H53V176H52ZM70 177H71V176H70ZM151 177H152V176H151ZM16 178H17V177H16ZM30 178H31V177H30ZM43 178H44V176H43ZM47 178H48V177H47ZM76 178H77V177H76ZM79 178H80V177H79ZM83 178H84V177H83ZM111 178H112V177H111ZM114 178H116V177L114 176ZM155 178H156V176H155ZM159 178H160V177H158V179H159ZM161 178H163V177H161ZM166 178H167V177H166ZM3 179H4V178H3ZM3 179H2V180H3ZM9 179H11V178H9ZM13 179H15V177H14ZM37 179H38V178H35V180H37ZM45 179H46V178H45ZM45 179H44V180H45ZM53 179H54V177H53ZM53 179L50 178V179H46V180H53ZM56 179H57V181H58V177H57ZM60 179H61V178H60ZM64 179H66V178H64ZM64 179H63L62 181H64ZM67 179H68V177H67ZM84 179H85V178H84ZM116 179H118V177H117ZM119 179H120V178H119ZM158 179H157V180H158ZM6 180H7V179H6ZM11 180H12V179H11ZM15 180H16V179H15ZM18 180H19V179H17V181H18ZM22 180H21V183H22ZM38 180H39V179H38ZM74 180H77V179L74 178ZM78 180H79V179H78ZM86 180H87V179H86ZM159 180H161V179H159ZM164 180H165V179H164ZM13 181H14V180H13ZM33 181H34V180H33ZM33 181H32V182H33ZM42 181H43V180H42ZM87 181H88V180H87ZM116 181H117V180H116ZM116 181H115V182H116ZM118 181H119V180H118ZM120 181H121V179H120ZM120 181H119V182H120ZM124 181H125V180H124ZM155 181H156V180H155ZM162 181H163V180H162ZM35 182H36V181H35ZM35 182H34V183H35ZM46 182H47V181H46ZM48 182H49V181H48ZM107 182H108V181H107ZM111 182H113V181H111ZM138 182H139V181H138ZM182 182H183V181H182ZM16 183H17V182H16ZM19 183H20V180H19ZM27 183H29V180H28ZM30 183H31V182H30ZM30 183H29L28 185H30ZM36 183H37V182H36ZM51 183H52V182H51ZM51 183H50V184L48 183V184L50 185V187H51ZM57 183H58V182H57ZM79 183H80V182H79ZM92 183H93V182H92ZM116 183H117V182H116ZM125 183H127V182H125ZM136 183H137V182H136ZM151 183H152V185H156V184H157V181L154 182V183H153V182H151ZM155 183H156V184H155ZM189 183H190V182H189ZM13 184H14V183H13ZM45 184H46V183H45ZM63 184H64V182H63ZM106 184H107V183H106ZM109 184H110V182H109ZM119 184H120V183L115 184V185H119ZM182 184H183V183H182ZM182 184H181V185H182ZM17 185H18V184H17ZM20 185H23V184H20ZM52 185H53V184H52ZM54 185H55V184H54ZM58 185H59V184H58ZM58 185H57V186H58ZM61 185H62V183H61ZM61 185H60V186H61ZM69 185H70V184H69ZM69 185H68V186H69ZM94 185H95V184H94ZM110 185H111V184H110ZM112 185H113V184H112ZM121 185H122V184H121ZM121 185H119V188H122ZM125 185H127V184H125ZM125 185H124V186H125ZM133 185H135V184H133ZM137 185L141 186V184H136V186H134L135 189H136ZM149 185H150V184H149ZM36 186H37V185H36ZM57 186H56V189H58ZM74 186H75V185H74ZM95 186H96V185H95ZM156 186H157V185H156ZM165 186H166V185H165ZM165 186H164V187H165ZM8 187H9V185H8ZM10 187H12V186L10 185ZM10 187H9V188H10ZM38 187H39V185H38L36 188L33 189V187L31 186V187H30V190H31V189L36 190ZM41 187H42V186H41ZM41 187H40V188H41ZM50 187H46V188H49V189H48V190H49L48 192H50ZM52 187H53V186H52ZM66 187H67V186H66ZM77 187H78V186H77ZM151 187H152V186H151ZM184 187H185V186H184ZM0 188H1V187H0ZM9 188H8V194H10L9 191H11V189H12V191H14L16 187H15V188H10V190H9ZM21 188H22V187H21ZM43 188H44V187H43ZM82 188H83V187H82ZM114 188H115V186H114ZM119 188H118V189H119ZM124 188H125V187H124ZM126 188H127V187H126ZM126 188H125V189H126ZM143 188H144V186H143ZM147 188H148V187H147ZM154 188L157 189V187H154ZM13 189H14V190H13ZM28 189H29V188H28ZM60 189H62V188H60ZM77 189H79V188H77ZM106 189H107V188H106ZM118 189H116V190H118ZM122 189H123V188H122ZM158 189H159V188H158ZM33 190H32V191H33ZM54 190H55V189H54ZM81 190H82V189H81ZM88 190H89V188H88ZM94 190H95V189H94ZM112 190H113V189H112ZM128 190H129V189H128ZM128 190H127V192H128ZM137 190H138V187H137ZM151 190H154L153 187L151 188ZM41 191H42V190H41ZM45 191H46V189H45ZM51 191H52V190H51ZM67 191H68V190H67ZM86 191H87V190H86ZM109 191H110V190H109ZM130 191H131V189H130ZM157 191H158V190H157ZM17 192H18V191H17ZM27 192H28V191H27ZM34 192H35V191H34ZM39 192H40V191H39ZM48 192H47V193H48ZM57 192H59V191L56 190L55 193L58 194ZM73 192H74V190H73ZM75 192H76V191H75ZM75 192H74V193H75ZM79 192H80V191H79ZM111 192H112V191H111ZM117 192H118V191H117ZM13 193H14V192H13ZM29 193H31V191H30ZM42 193H44V190H43ZM85 193H86V192H85ZM92 193H93V192H92ZM118 193H119V192H118ZM121 193H122V192H121ZM121 193H119V194L121 195ZM134 193H135V192H134ZM8 194H7V195H8ZM11 194H12V193H11ZM27 194H28V193H27ZM52 194H54V193H52ZM59 194H61V193H59ZM59 194H58V195H59ZM64 194H65V193H63V195H64ZM111 194H113V193H111ZM116 194H117V193H116ZM123 194H125V195H129V192H128V194H126V193H123ZM132 194H133V193H132ZM140 194H141V193H140ZM13 195H14V194H12V196H13ZM23 195H24V194H23ZM28 195H29V194H28ZM33 195H34V194H33ZM33 195L30 194V196H33ZM46 195H47V194H46ZM75 195H76V194H75ZM92 195H93V194H92ZM120 195H119V196H120ZM171 195H172V193H171ZM174 195H175V194H174ZM12 196H11V197H12ZM16 196H17V195H16ZM16 196H15V198H16ZM18 196H19V195H18ZM24 196H25V195H24ZM30 196H29V197H30ZM41 196H43V195L41 194ZM50 196H51V195H50ZM53 196H54V195H53ZM53 196L51 197L52 199L49 197V199H51V201L54 200V199H53ZM88 196H89V195H88ZM105 196H106V195H105ZM116 196H117V195H116ZM116 196H115V198H116ZM129 196H130V195H129ZM0 197H1V196H0ZM11 197H10V198H11ZM45 197H46V196H45ZM47 197H48V196H47ZM57 197H58V196H57ZM59 197H61V196H59ZM127 197H128V196H127ZM134 197H135V196H134ZM136 197H137V196H136ZM164 197H165V196H164ZM12 198H13V197H12ZM12 198H11V199H12ZM30 198H31V197H30ZM64 198H65V197H64ZM81 198H82V197H81ZM84 198H85V197H84ZM87 198H88V197H87ZM107 198H108V196H107ZM137 198H138V197H137ZM154 198H155V197H154ZM3 199H6V197L3 198ZM3 199H2V200H3ZM16 199H18V198H16ZM26 199H27V198H26ZM38 199H39V198H38ZM44 199H45V198H43V201H44ZM47 199H48V198H47ZM47 199H46V200H47ZM55 199L58 200V198H55ZM132 199H133V198H132ZM135 199H136V198H135ZM162 199H163V198H162ZM166 199H167V198H166ZM2 200H1V202H3ZM9 200H10V199H9ZM12 200H14V199H12ZM29 200H30V199H29ZM35 200H37V199H35ZM62 200H63V199H62ZM110 200H111V199H110ZM126 200H127V199H126ZM133 200H134V199H133ZM150 200H154V199H150ZM155 200H156V199H155ZM167 200H168V199H167ZM5 201H7V200H5ZM15 201H16V200H15ZM17 201H18V200H17ZM54 201H55V200H54ZM80 201H82V199H81ZM144 201H145V200H144ZM164 201H165V200H164ZM183 201H184V200H183ZM12 202L14 203V201H12ZM18 202H19V201H18ZM23 202H24V201H23ZM23 202H22V203H23ZM26 202H27V200H26ZM47 202H48V201H47ZM57 202H58V201H57ZM41 203H42V202H41ZM44 203H45V201L43 202V206L45 205ZM73 203H75V201H74ZM76 203H77V202H76ZM101 203H102V202H101ZM136 203H137V202H136ZM149 203H150V202H149ZM8 204H9V203H8ZM18 204H19V203H18ZM23 204H24V203H23ZM30 204H31V203H30ZM48 204H49V203H48ZM51 204H52V202H51ZM51 204H49V205L51 206ZM56 204H57V203H56ZM80 204H81V202H80ZM84 204H85V203L83 202V205H84ZM89 204H90V203H89ZM91 204H92V205L90 206V208H91V207L95 208V207L93 206V203H91ZM139 204H140V203H139ZM4 205H5V204H4ZM6 205H7V204H6ZM15 205H16V204H15ZM33 205H34V204H33ZM61 205H62V204H61ZM73 205H74V204H73ZM131 205H132V204H131ZM187 205H188V204H187ZM222 205H223V204H222ZM7 206H8V205H7ZM10 206H11V205H10ZM19 206H21V205H19ZM28 206H29V205H28ZM55 206H56V205H55ZM65 206H66V205L64 204V207H65ZM15 207H18V205L15 206ZM41 207H42V205H41ZM66 207H67V206H66ZM66 207H65V208H66ZM72 207H73V206H72ZM101 207H102V206H101ZM133 207H134V205H133ZM133 207H132V208H133ZM137 207H138V206H137ZM137 207H136V208H137ZM169 207H170V206H169ZM223 207H224V206H223ZM19 208H21V207H19ZM23 208H24V211L27 210L25 206H24ZM44 208H45V207H44ZM49 208H50V207H49ZM51 208H54V206L51 207ZM59 208H61V209H58V210H59L58 212H60V210H62L63 207L61 206V207H59ZM69 208H70V207H69ZM77 208H78V207H77ZM80 208H81V207H80ZM84 208H86V207H84ZM93 208H92V209H93ZM97 208H98V207H97ZM144 208H145V207H144ZM166 208H167V207H166ZM200 208H201V207H200ZM3 209H4V208H3ZM92 209H90V211H91ZM128 209H129V208H128ZM130 209H131V208H130ZM130 209H129V210H130ZM142 209H143V208H142ZM150 209H151V208H150ZM162 209H163V208H162ZM14 210H15V209H14ZM22 210H23V209H22ZM31 210H32V209H31ZM70 210H71V209H70ZM93 210H94V209H93ZM93 210H92V212H93ZM131 210H132V209H131ZM131 210H130V212H131ZM143 210H144V209H143ZM2 211H3V210H2ZM9 211H10V213H11V209H9ZM9 211H8V213H9ZM48 211L51 212V211H53V210L50 211V209H49ZM63 211H66V209H63ZM63 211L60 212V214H64L65 212H63ZM78 211H80V209H79ZM78 211H76V212L78 213ZM90 211H89V212L87 211V212L89 213V215H90V213H91ZM96 211H97V209H96ZM102 211H103V210H102ZM126 211H127V210H126ZM133 211H134V210H133ZM138 211H140V209H139ZM153 211H154V210H153ZM159 211H160V210H159ZM4 212H5V210H4ZM15 212H16V211H13L12 213H15ZM22 212H23V211H22ZM76 212H75V213H76ZM83 212H84V211L79 212V213L83 214ZM85 212H86V209H85ZM94 212H95V211H94ZM110 212H111V211H110ZM128 212H129V211H128ZM12 213H11V214H12ZM16 213H17V212H16ZM18 213H19V211H18ZM18 213H17V215L20 214V213H19V214H18ZM25 213H26V212H25ZM25 213H23V215H24ZM27 213H28V212H27ZM29 213H31V212H29ZM33 213L35 214V212L32 211V213H31L30 215H32L33 217H35L37 214L34 216ZM38 213H39V212H38ZM54 213H57V212H54ZM95 213H96V212H95ZM123 213H124V212H123ZM149 213H150V212H149ZM215 213H216V212H215ZM4 214H7V213H4ZM21 214H22V213H21ZM40 214H41V213H40ZM47 214H48V213H47ZM49 214H50V213H49ZM93 214H94V213H93ZM129 214H130V213H129ZM131 214H132V213H131ZM146 214H147V213H146ZM171 214H172V213H171ZM42 215H43V213H42ZM73 215H74V214H73ZM76 215H78V214H75V215L72 216V217L75 218ZM84 215H85V213H84ZM89 215L87 214V217H88ZM123 215H124V214H123ZM138 215H139V214H138ZM194 215H195V214H194ZM5 216H6V215H5ZM11 216H12V215H11ZM13 216H14V215H13ZM21 216H22V215H21ZM24 216L27 217L28 214H27V215H24ZM24 216H23V218H25ZM49 216H50V215H49ZM49 216H48V217H49ZM54 216L56 217V215H54ZM66 216H67V215H66ZM78 216H81V215L79 214ZM78 216H77V217H78ZM134 216H135V215H134ZM8 217H10V216H8ZM33 217H31V218H33ZM41 217H42V216H40V218H41ZM48 217H47V218H48ZM83 217H85V216H83ZM83 217H82V218H83ZM89 217H92V214H91ZM99 217H100V216H99ZM99 217H98V218H99ZM140 217H141V216H140ZM151 217H152V216H151ZM174 217H175V215H174ZM21 218H22V217H21ZM31 218H30V219H31ZM73 218H71V219H73ZM85 218H86V217H85ZM96 218H97V216H96ZM120 218H121V217H120ZM130 218H131V217H130ZM144 218H145V217H144ZM146 218H147V217H146ZM149 218H150V217H149ZM149 218H147V219L149 220ZM6 219H7V218H6ZM9 219H10V218H9ZM12 219H13V218H12ZM25 219H26V218H25ZM28 219H29V218H28ZM53 219H54V218H53ZM59 219H60V218H59ZM59 219H57V220H59ZM67 219H68V217L66 218V220H67ZM69 219H70V217H69ZM71 219H70V220H71ZM76 219H77V218H76ZM79 219L81 220V218H79ZM87 219H88V218H87ZM89 219H90V218H89ZM141 219H142V218H141ZM147 219H146V220H147ZM151 219H152V218H151ZM172 219H173V218H172ZM187 219H188V218H187ZM15 220L18 221V217H17V219H14V221H15ZM38 220H39V219H38ZM38 220H37V221H38ZM66 220H65V222H68V221H66ZM77 220H78V219H77ZM114 220H115V219H114ZM206 220H207V219H206ZM4 221H5V220H4ZM19 221H21L20 218H19ZM22 221H23V220H22ZM24 221H28V220H24ZM24 221H23V222H24ZM30 221H31V220H30ZM30 221H28V222H30ZM40 221H41V220H40ZM63 221H64V219H63ZM63 221H62V218H61V220H59L60 223H63ZM74 221H76V220L74 219ZM78 221H79V220H78ZM78 221H77V222H78ZM86 221H88V220L85 219V222H86ZM89 221H90V220H89ZM140 221H141V220H140ZM156 221H157V220H156ZM170 221H171V220H170ZM7 222H8V221H7ZM7 222H6V223H7ZM9 222H10V221H9ZM35 222H36V220H35ZM44 222H45V225H46V221H45V220H44ZM57 222H58V221H57ZM65 222H64V223H65ZM80 222H81V221H80ZM82 222H84V221L82 220ZM91 222H92V221H91ZM108 222H109V221H108ZM24 223H26V222H24ZM86 223H87V222H86ZM143 223H144V222H143ZM143 223H142V224H143ZM166 223H167V222H166ZM193 223H194V222H193ZM21 224H22V223H21ZM26 224H27V223H26ZM26 224H24V225L22 224V225L25 226ZM43 224H44V223H43ZM79 224H80V223H79ZM93 224H95V223H93ZM112 224H113V223H112ZM130 224H131V223H130ZM142 224H141V225H142ZM155 224H156V223H155ZM164 224H165V223H164ZM7 225H8V223H7ZM7 225H6V226H7ZM16 225H17V227L19 228V225H18L17 223L14 224V226H16ZM31 225H32V224H31ZM31 225H30V226H31ZM105 225H106V224H105ZM127 225H128V224H127ZM158 225H160V222H159ZM158 225H157V226H158ZM14 226H13V227H14ZM42 226H43V225H42ZM42 226H41V227H42ZM89 226H90V225H89ZM89 226H88V227H89ZM92 226H93V225H92ZM113 226H114V225H113ZM142 226H143V225H142ZM146 226H147V225H146ZM157 226H156V228L158 229ZM160 226H161V225H160ZM17 227H15V228H17ZM21 227H22V226L20 225V228H21ZM74 227H76V224H75ZM100 227H101V225L99 226V228H100ZM4 228H6V227H4ZM9 228L11 229V227H8V229H9ZM42 228H44V227H42ZM53 228H54V227H53ZM72 228H73V227H72ZM146 228H147V227H146ZM159 228H160V227H159ZM175 228H176V227H175ZM2 229H3V228H2ZM2 229H1V230H2ZM13 229H14V228H13ZM117 229H118V228H117ZM127 229H128V228H127ZM127 229H126V230H127ZM129 229H130V228H129ZM152 229H153V228H152ZM157 229H156L155 232H157ZM19 230H20V229H19ZM88 230H89V229H88ZM88 230H87L86 232L89 234V231H88ZM91 230H92V229H91ZM91 230H90V233L92 232ZM94 230H97V229H94ZM94 230H93V231H94ZM143 230H144V229H143ZM160 230H161V229H160ZM224 230H225V229H224ZM14 231L16 232V229H14ZM17 231H18V229H17ZM67 231H70V230H67ZM122 231H123V230H122ZM127 231H128V230H127ZM203 231H204V230H203ZM81 232H82V231H81ZM83 232H84V231H83ZM120 232H121V231H120ZM144 232H145V231H144ZM155 232H154V233H155ZM184 232H185V231H184ZM216 232H217V230H216ZM220 232H221V231H220ZM2 233H3V231H2ZM2 233H1V234H2ZM7 233H9V232L7 231ZM87 233H86V234H87ZM93 233H94V232H93ZM95 233H96V231H95ZM97 233H98V231H97ZM122 233H123V232H122ZM146 233H147V232H146ZM149 233H150V232H149ZM151 233H152V232H151ZM174 233H175V232H174ZM9 234H10V233H9ZM13 234H15V233H13ZM117 234H118V233H117ZM120 234H121V233H120ZM197 234H198V233H197ZM216 234H217V233H216ZM58 235H59V234H57V237H56V236H54V234H53L52 237L50 236V239L53 238V237H54V238H55V237H56V238H59L60 236H58ZM60 235H61V234H60ZM100 235H101V234H100ZM100 235H98V238L100 237ZM107 235H108V234H107ZM175 235H176V234H175ZM6 236H8V235H6ZM20 236H21V235H20ZM62 236H64V235H62ZM65 236H68V235H65ZM86 236H87V235H86ZM92 236H93V234H92ZM92 236H91V234H90L89 237L91 238ZM116 236H117V235H116ZM118 236H119V235H118ZM172 236H173V235H172ZM182 236H183V235H182ZM4 237H5V236H4ZM8 237H9V236H8ZM8 237H6V238L8 239ZM45 237H46V236H45ZM75 237H76V236H75ZM82 237H83V236H82ZM82 237H81V238H82ZM89 237H87V238H89ZM149 237H151V236H149ZM68 238H69V237H68ZM68 238H64V237H63V239H62L61 241L65 240V239H68ZM77 238H78V236H77ZM79 238H80V236H79ZM83 238H84V237H83ZM175 238H176V237H175ZM13 239H14V238H13ZM75 239H76V238H75ZM75 239H74V240H75ZM91 239H92V238H91ZM94 239H95V238H94ZM94 239H93V240H94ZM124 239H125V238H124ZM215 239H216V238H215ZM9 240H11V239L9 238ZM15 240H16V237H15ZM82 240L84 241V239H82ZM95 240H96V239H95ZM114 240H115V238H114ZM126 240H127V239H126ZM174 240H175V239H174ZM190 240H191V239H190ZM203 240H204V239H203ZM209 240H210V239H209ZM2 241H3V240H2ZM4 241H5V240H4ZM16 241H17V240H16ZM52 241H53V240L48 241V242L51 243ZM56 241H57V240H56ZM61 241H60V242H61ZM75 241H76V240H75ZM80 241H81V240H80ZM121 241H122V240H121ZM151 241H152V240H151ZM58 242H59V240H58ZM72 242H73V241H72ZM101 242H103V241H101ZM3 243H4V242H3ZM8 243H9V242H8ZM52 243H53V242H52ZM55 243H56V242H55ZM61 243H62V242H61ZM61 243H60V245H62ZM65 243H66V242H65ZM91 243H92V242H91ZM91 243H90V245H92L94 242H93L92 244H91ZM95 243H96V242H95ZM117 243H118V242H117ZM163 243H164V242H163ZM9 244H10V243H9ZM16 244H17V243H16ZM58 244H59V243H58ZM58 244H57V245H58ZM76 244H77V243H75L73 246H74V247H75V246H78V245H76ZM78 244H80V242H79ZM83 244H86V243L83 242ZM83 244H82V242H81V244H80V245L82 246V248H84ZM111 244H112V243H110L109 246H110ZM119 244H120V243H119ZM148 244H149V243H148ZM12 245H13V244H12ZM12 245H11V246H12ZM51 245H52V244H50V246H51ZM71 245H72V243H71ZM160 245H161V244H160ZM9 246H10V245H9ZM9 246H8V247H9ZM58 246H59V245H58ZM58 246H57V247H58ZM81 246H79L78 248H80ZM93 246H94V245H93ZM104 246H105V245H104ZM114 246H115V245H114ZM114 246H113V248H114ZM116 246H117V245H116ZM158 246H159V244H158ZM161 246H162V245H161ZM176 246H177V245H176ZM6 247H7V246H6ZM85 247H86V246H85ZM101 247H102V246H101ZM106 247H107V246H106ZM159 247H160V246H159ZM199 247H200V246H199ZM9 248H10V247H9ZM39 248H40V247H39ZM59 248H60V247H59ZM71 248H72V247H71ZM75 248H76V247H75ZM75 248H73V249H75ZM78 248H76V249H78ZM109 248H110V247H109ZM149 248H150V247H149ZM174 248H175V247H174ZM5 249H6V248H5ZM43 249H45V248H43ZM49 249H50V248H49ZM53 249H54V247H53ZM66 249H67V248H66ZM66 249H65V250H66ZM80 249H81V248H80ZM102 249H103V248H102ZM142 249H144V248H142ZM142 249H141V250H142ZM166 249H167V248H166ZM46 250H47V249H46ZM57 250H58V249H56V252H57ZM67 250H68V249H67ZM83 250H84V249H83ZM115 250H116V249H115ZM118 250H119V249H118ZM120 250H121V248H120ZM147 250H148V249H147ZM50 251H51V249H50ZM54 251H55V249L53 250V252H54ZM80 251H81V250H80ZM102 251H103V250H102ZM102 251L100 250L99 253H101ZM111 251H112V250H111ZM144 251H145V250H144ZM148 251H149V250H148ZM2 252H3V251H2ZM44 252H46V251H44ZM53 252H52L51 254H53ZM66 252H68V251H66ZM70 252H71V251H70ZM78 252H79V251H78ZM140 252H141V251H140ZM140 252H139V253H140ZM54 253H55V252H54ZM59 253H60V252H59ZM75 253H77V250L75 251ZM75 253H74V251H72L71 254H75ZM113 253H115V252L113 251ZM160 253H161V252H160ZM47 254H49V250H48V253H47ZM79 254H81V253H79ZM79 254H78V256H79ZM97 254H98V253H97ZM104 254H105V253H104ZM107 254H109V253H107ZM118 254H119V253H118ZM145 254H146V253H145ZM153 254H154V253H153ZM45 255H46V253H45ZM45 255H42V257L45 256ZM59 255H60V254H59ZM110 255H111V253H110ZM147 255H148V253L146 254V256H147ZM54 256H55V255H54ZM71 256H72V255H71ZM74 256L76 257V255H74ZM89 256H90V255H89ZM95 256H96V255H95ZM113 256H114V255H113ZM115 256H119V255H115ZM151 256H152V255H151ZM151 256H150V257H151ZM153 256H154V255H153ZM48 257H49V256H48ZM72 257H73V256H72ZM93 257H94V256H93ZM93 257H92V258H93ZM96 257H97V256H96ZM96 257H95V258H96ZM141 257H142V256H141ZM155 257H156V255H155ZM56 258H57V256H56ZM62 258H63V257H62ZM62 258H59V259H62ZM83 258H84V257H83ZM98 258H99V257H98ZM100 258H101V257H100ZM110 258H111V256H110ZM110 258H109V259H110ZM128 258H130V257H128ZM13 259H14V258H13ZM93 259H94V258H93ZM93 259H92V260H93ZM109 259H108V260H109ZM111 259H112V258H111ZM113 259H114V258H113ZM115 259H116V258H115ZM139 259H140V258H139ZM153 259H154V257H153ZM167 259H168V257H167ZM167 259H165V260H167ZM4 260H5V259H4ZM56 260H57V259H56ZM64 260H65V259H64ZM71 260H72V259H71ZM96 260H97V258H96ZM102 260H103V259H102ZM122 260H123V259H122ZM156 260H157V259H156ZM5 261H6V260H5ZM89 261H91V260H89ZM93 261H94V260H93ZM103 261H104V260H103ZM110 261H111V260H110ZM127 261H128V260H127ZM142 261H144V258H143ZM162 261H164V260H162ZM94 262H95V261H94ZM165 262H166V261H165ZM169 262H170V261H169ZM169 262H168V263H169ZM172 262H174V261H171V263H169V264H172ZM2 263L5 264L4 261H2ZM9 263H10V262H9ZM9 263H8V264H9ZM68 263H69V262H68ZM98 263H99V262H98ZM98 263H97V264H98ZM138 263H139V262H138ZM140 263H141V262H140ZM156 263L158 264V262H156ZM82 264H83V263H82ZM91 264H92V263H91ZM95 264H96V262H95ZM101 264H103V263H101ZM117 264H118V263H117ZM141 264H142V263H141ZM154 264H155V263H154ZM163 264H164V262H163Z\"/></svg>",
    "mask_w": 264,
    "mask_h": 264
}]
</instances>
